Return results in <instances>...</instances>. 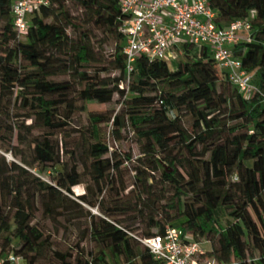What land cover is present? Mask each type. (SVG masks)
<instances>
[{"label": "trees", "instance_id": "16d2710c", "mask_svg": "<svg viewBox=\"0 0 264 264\" xmlns=\"http://www.w3.org/2000/svg\"><path fill=\"white\" fill-rule=\"evenodd\" d=\"M69 1L85 11L98 28L116 35L119 77H103L90 70L95 62L91 36L72 15ZM207 2L216 12L220 28L256 12L252 41L243 42L234 50L244 69L253 75L254 84L264 93V0ZM12 3L13 0H0V92L4 94L15 87L25 91L21 108L26 112L25 120L32 123L26 126L17 119L5 128L0 126V149L21 159V164L6 163L4 158L0 163V259L6 260L13 253L23 256L27 264L42 261L52 242L51 234L46 233L36 217L38 211L43 220L52 223L60 218L70 222L87 217V231L110 250L118 264H163L140 239L163 234L168 227H179L185 236L196 241L208 240L209 256L221 263L264 264L261 95L245 99L218 67L208 48L199 53L189 44L182 46L186 61L180 62L176 70H171L166 60L152 61L141 56L127 82L122 53L124 16L119 0H50L49 6L33 13L23 39L14 28ZM69 27L78 34L76 43L68 33ZM54 52L70 58L65 72L72 71L82 88L48 80L59 74L54 71ZM130 88L135 94L129 98ZM73 93L82 101L84 111L87 103L111 104L116 95L121 110L88 113L87 129L66 135L69 138L71 133H79L77 143L68 148L64 139L54 137L70 126L77 108ZM2 104L0 117L9 120L10 111L4 110ZM186 115L192 118L188 126ZM126 118L144 144L142 154L146 162L142 168L151 173L145 177L142 168L138 169L133 188L139 187L137 181L142 180L144 185L159 181L171 194L164 204L155 203L146 216L148 230L140 236L121 219L129 207L117 205L112 196H103L108 187L117 188L113 172L124 162L115 161L117 152H111L103 140L101 126L111 124L114 137L121 141L120 130ZM37 127L42 129V135L30 145V155L24 156L19 147L12 145L15 129L19 130V146H26L31 130ZM58 166L62 171L51 177V182L41 177L40 174L50 171V176L55 174ZM85 177L96 187L93 198L89 187L83 195L73 191ZM82 204L98 207L102 216L92 215ZM12 238L18 239L20 245L15 252H10ZM53 254L59 262L53 264H111L106 250L86 254L79 243L65 253Z\"/></svg>", "mask_w": 264, "mask_h": 264}, {"label": "rangeland", "instance_id": "374dc122", "mask_svg": "<svg viewBox=\"0 0 264 264\" xmlns=\"http://www.w3.org/2000/svg\"><path fill=\"white\" fill-rule=\"evenodd\" d=\"M68 5L70 7L72 15L76 17L79 23H82L83 29L89 31L90 33L92 53L95 57V62L93 63L90 70L100 72L103 77H119L120 72L116 69L115 62V51L118 43L116 35L114 33H111L106 28H98L93 23V21H90V18L85 13V11L77 7L71 1L68 2ZM2 26L3 22L0 20V27ZM68 33L71 36L72 40L76 43L78 34L71 27L68 28ZM53 54L56 56L54 62L57 67L54 71H57L56 73L59 74L52 75L48 78V80L57 84L71 83L77 88H82V85H80L75 79L72 71L65 72V66L69 65L68 63L70 62H68V59L70 58L63 54H57L56 52H54ZM73 56L75 57L76 53H74ZM185 61L186 58L183 56V54L179 51H175L173 53V58L168 61V65L170 69L174 71L178 68L180 62ZM24 94L25 91H23L20 87H15L9 92H5L4 94L0 92V103H3L2 108L6 111L9 110L11 117L8 120L7 117L2 115L0 117V126L5 128L6 126L10 125V123H16L17 119L20 123L24 122L26 126L32 123L31 120H25L24 115L26 112L21 108L22 96ZM134 94L135 93L130 88L128 90V97L130 98ZM72 96L75 97V93H73ZM75 104L77 108L71 119L70 126L65 130V132L56 133L54 137L58 140L64 139L68 148L74 147L75 143H77V137L79 133H71L69 138L66 135L71 131L86 130L88 127V113L110 112L112 110L119 112L121 110L120 98L117 95L114 97V100L111 104H99L97 102L87 103L85 106L87 111L83 110L82 101H80L76 97ZM17 115H19V118H16ZM125 121V126L120 130L121 141H117V139L114 137V128L111 124L101 126V134L103 140L106 141L107 145L110 147L111 152H117L115 161L124 162L120 166L119 170H115L113 172L114 177L118 180L117 188L114 190L108 187L106 190V194L104 193L103 196H105V199L108 196H112V199L116 201L117 205L124 204L125 206L129 207L130 210L126 215H123L121 219H123V221H126L127 225H129L134 230L135 235L140 236L142 235V233L148 230V220L146 219L147 214L149 215V212L153 211L152 208L157 203L164 204L166 199H168L171 194L169 190H167L168 188L165 185L161 184L159 181H150L149 183L152 184L148 185H151V187L148 185H144L142 180L140 182L137 181L139 187L136 186V188H133L135 186L136 180L138 179V169L143 167V163L146 162V160L143 157L144 155L142 154L144 145L143 142L136 137L135 131L132 127H130L127 118L125 119ZM185 121L187 126L192 123V118L190 117V115H186ZM42 132V129L38 127L34 130H31V134L28 136V145L19 146V130L15 129L12 145L14 147H19V151L24 156H29L31 146L34 145V141L36 140V138L42 135ZM3 158L5 159L6 163L17 162L21 164V159L19 157H15L12 153H7L3 149H0V163L3 162ZM29 170H31V168H29ZM142 170L145 173V177H149L151 175L150 171L146 168H142ZM61 171L62 167L58 166L54 172L55 174H51L50 176V172H53L50 171L40 175L44 180L51 182V177H54L57 172ZM158 177L159 175L156 174V180L159 179ZM233 180H235V177ZM87 187L90 188V197L93 198L91 194L96 195V187L88 177L84 178L83 183L75 186L73 188V191L75 195H83L87 192ZM118 193L120 195L119 197L117 196ZM75 197L71 198L79 202V200H77ZM106 201V204L108 205L109 201ZM82 205L92 215H95L97 217L102 216V212L100 211V209H98V207H90L85 204ZM36 217L41 225L45 227L44 229L47 231L46 233L51 234L52 242L51 247L46 249V255L38 264L59 263L56 261V257L54 256L53 252L59 251L60 253H65L70 250V247H75L77 243H79L80 247L85 250L86 254H89L91 251H93L94 254H98L100 251L106 250V252L108 253V261L111 264H118L117 260L113 258L114 256L110 254V250L103 247V245L97 242L96 239L91 235V232L87 231L90 222L87 217L72 220L70 222L66 219L60 218L56 223H52L49 220H43L41 212L38 211L36 212ZM34 223H37V221H35ZM152 232L155 233L156 230H153ZM202 241H204V239ZM252 243L255 244V241H253ZM204 247L206 249L210 248L208 244H205ZM19 249L20 245L18 239L12 238V247L10 252H15ZM76 257L77 254L75 253L74 260L76 259Z\"/></svg>", "mask_w": 264, "mask_h": 264}, {"label": "built area", "instance_id": "2783aa9c", "mask_svg": "<svg viewBox=\"0 0 264 264\" xmlns=\"http://www.w3.org/2000/svg\"><path fill=\"white\" fill-rule=\"evenodd\" d=\"M49 4L50 0H13L11 13L20 39L28 33L33 13ZM119 5L124 16L122 53L127 82L139 57L169 61L175 51L182 53V46L189 44L199 53L208 48L218 67L245 99L258 93L264 101V93L254 84L253 75L244 69L234 50L237 45L252 41L255 11L249 18L220 28L216 23L217 14L207 0H119ZM140 242L163 264H236L234 261L221 263L210 257L211 248L204 247L210 246L208 240L196 241L185 236L179 227H168L163 234L143 237ZM0 264H27V260L11 253L6 260L0 259Z\"/></svg>", "mask_w": 264, "mask_h": 264}]
</instances>
